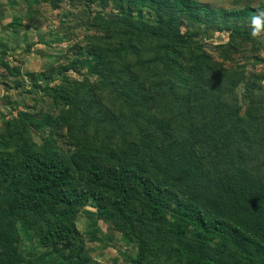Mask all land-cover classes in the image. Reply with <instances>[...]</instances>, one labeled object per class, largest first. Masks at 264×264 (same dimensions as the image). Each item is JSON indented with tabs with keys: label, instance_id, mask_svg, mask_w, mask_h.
Segmentation results:
<instances>
[{
	"label": "trees",
	"instance_id": "trees-1",
	"mask_svg": "<svg viewBox=\"0 0 264 264\" xmlns=\"http://www.w3.org/2000/svg\"><path fill=\"white\" fill-rule=\"evenodd\" d=\"M67 1L82 6L87 16L84 46L93 59L89 64L79 56L73 63L88 64L90 74L105 72L108 77L97 79L118 86L121 103L104 106L100 86L87 76L71 79L66 74L71 66L63 64L51 67L48 75L30 72L44 80L34 84L35 90L61 106L58 117L78 115L112 132L126 133L130 124L141 121L144 127L118 147L81 145L67 154L53 137L40 134L36 141L28 134L32 127L41 129L52 110L21 113L18 101L7 99L17 111L0 129V264H104L87 251L77 226L87 206L135 244L129 264H264V173L247 172L244 159L235 157L246 155L244 147L253 143L255 114L247 108L243 116L233 109L236 138L228 130L217 134L208 124L189 122L178 139L167 132L168 118L150 107L168 92L163 98L174 117L189 104L186 88L218 80L230 87L234 83L204 50L191 51L185 66L177 65L173 45L200 35L197 29L180 30L184 18L236 37L237 24L218 26L217 17L252 19L256 8L245 3L217 10L199 0H124L130 9L125 13L93 14L94 3L118 8V0ZM145 13L154 20L149 22ZM5 53L0 50V66L18 86L21 73L18 68L13 72ZM252 56L256 60L257 54ZM49 77L57 82L51 85ZM247 120L248 126L239 128ZM24 240L29 242L27 257ZM157 250L165 255L163 261L154 258Z\"/></svg>",
	"mask_w": 264,
	"mask_h": 264
},
{
	"label": "rangeland",
	"instance_id": "rangeland-1",
	"mask_svg": "<svg viewBox=\"0 0 264 264\" xmlns=\"http://www.w3.org/2000/svg\"><path fill=\"white\" fill-rule=\"evenodd\" d=\"M209 4L215 9L233 8L243 6L245 3L256 8L253 17H261L264 22V0H199ZM119 7L109 2L104 9L98 3L92 5L94 13H125L129 11L128 3L118 0ZM79 4L71 5L67 0L59 2H48L45 0H0V50H5L4 60L9 66H13V72L19 69L21 73L18 86H15L14 76L6 75L5 70L0 66V129L5 128V122L16 114L7 99L18 101V110L22 113L36 115L40 110L50 109V115L42 123L41 129L32 127L29 135L33 140L40 141V134L53 137L55 143L64 153H71L79 146L98 144H109L114 147L128 138L134 137L144 125L132 123L127 127V132L117 130L108 131L107 126L95 120L91 123L79 119L80 116L68 117V113L61 114V106L54 104L48 94L43 90H35V83L44 81L38 74L40 71L48 75L47 70L58 64L71 66L66 74L71 79L80 80L87 76L100 86L99 94L104 106H119L117 92L118 86L106 84L98 77H108L105 72L102 74H90L89 65L73 63V59L82 56L92 63L93 59L86 52L84 46L86 31L84 12ZM136 17V12L131 11ZM149 22L154 20L151 15L145 13ZM252 17V18H253ZM16 22L11 26V22ZM218 26L235 22L239 35H229V30L215 27H204L203 24L184 18L180 30L197 29L200 35L189 39V41L173 45L172 55L176 58L177 65L185 66L190 52L202 50L211 54L219 70L229 73V79L234 78L231 87L223 80L211 83H202L191 88H186L190 94L188 106L175 111L174 117L168 115L169 108L167 99L163 98L168 92H161L158 99L150 102L151 111L163 118H168L169 129L167 132L171 137L178 139L183 137L182 126L186 123L203 122L208 124L216 133L228 130L230 138H236L232 131L234 117L233 109H238V114L245 116L248 108L255 114L256 127L251 128L254 133L253 143L244 147L246 153L236 155V158L244 159L245 170L255 175L264 173V28L257 34L252 35V19L243 18H221L217 17ZM242 30L249 35H243ZM150 48H148L149 50ZM257 54V58L252 56ZM258 59V60H257ZM216 67V68H217ZM30 72H32L30 74ZM263 76V77H262ZM96 79V80H95ZM53 85L57 79L48 78ZM234 84H236L234 86ZM150 95H152L150 93ZM166 99V101H165ZM167 102V103H166ZM261 102V105L259 103ZM17 108V107H16ZM91 113L94 114L96 107L93 106ZM45 114V113H43ZM47 115V114H46ZM63 115V116H62ZM250 120L241 122V125L248 126ZM96 124V126H95ZM146 127V126H145ZM104 128V130H102ZM25 134V133H24ZM153 134V132H152ZM259 143V144H257ZM218 153H231L223 149H217ZM91 206L85 207L84 211L77 218V226L82 232L87 251L92 257L104 264H129L130 256L135 253V244L127 242L103 217L96 218L92 213ZM95 220V221H94ZM21 245L25 246L23 252L25 257L29 255V242L24 240ZM165 255L157 250L154 258L163 261ZM5 264H9L6 262ZM11 264H26L23 260H13Z\"/></svg>",
	"mask_w": 264,
	"mask_h": 264
},
{
	"label": "clouds",
	"instance_id": "clouds-1",
	"mask_svg": "<svg viewBox=\"0 0 264 264\" xmlns=\"http://www.w3.org/2000/svg\"><path fill=\"white\" fill-rule=\"evenodd\" d=\"M252 25V35L254 36L257 35L262 28H264V22H262V18L259 16L252 18Z\"/></svg>",
	"mask_w": 264,
	"mask_h": 264
}]
</instances>
